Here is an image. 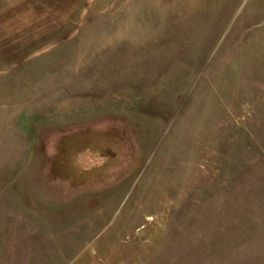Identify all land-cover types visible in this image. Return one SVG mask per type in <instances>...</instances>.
Returning <instances> with one entry per match:
<instances>
[{"label":"rangeland","instance_id":"rangeland-1","mask_svg":"<svg viewBox=\"0 0 264 264\" xmlns=\"http://www.w3.org/2000/svg\"><path fill=\"white\" fill-rule=\"evenodd\" d=\"M0 264H264V0H0Z\"/></svg>","mask_w":264,"mask_h":264}]
</instances>
